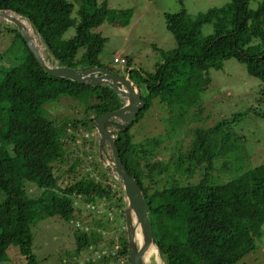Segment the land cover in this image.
<instances>
[{"label": "trees", "instance_id": "1", "mask_svg": "<svg viewBox=\"0 0 264 264\" xmlns=\"http://www.w3.org/2000/svg\"><path fill=\"white\" fill-rule=\"evenodd\" d=\"M0 10L27 17L62 65L120 74L100 64L107 39L96 29L106 21L127 26L132 10L110 9L99 0H0ZM164 19L176 47L164 54L165 61L153 73L134 69L129 57L119 56L123 63L113 58L114 64L126 66L125 74L129 72L146 103L135 122L156 98L192 104L193 91H206L209 71L222 70L227 60L244 65L250 77L264 83V0H230L194 17L182 9ZM204 25H211L210 34L202 35ZM71 27L75 33L65 39ZM0 46V264L10 246L18 248L23 264H36L31 227L52 217L74 221V255L96 253L85 264H131L121 223V189L98 161L92 126L98 116L117 110L120 100L109 88L48 76L12 27L0 26ZM62 98L82 105L80 119L48 117L44 107ZM258 116L264 119V111ZM236 119L197 129L186 153L169 157V163L164 155L158 160V153L145 149L156 141L132 142L129 130L135 122L115 141L122 164L145 197L167 264H236L256 249L258 225L264 221V161L224 184L212 175L216 160L224 159L226 165L228 156L236 162L243 157V141L232 130ZM171 166L187 177L199 171L200 180L179 185L172 179L160 186ZM26 183L41 193L29 197Z\"/></svg>", "mask_w": 264, "mask_h": 264}, {"label": "rangeland", "instance_id": "2", "mask_svg": "<svg viewBox=\"0 0 264 264\" xmlns=\"http://www.w3.org/2000/svg\"><path fill=\"white\" fill-rule=\"evenodd\" d=\"M99 1H105L110 9L132 10V17L127 26L106 21L96 29L107 39L98 57L100 64L120 72L119 75H125L126 66L114 64L115 56L129 57L132 59L134 69L153 73L156 67L165 61L164 54L176 47L174 37L166 29L165 14L177 13L184 9L194 17L210 8L222 7L230 0ZM250 7L255 8L256 3L251 2ZM211 32V25H204L201 28L202 35ZM74 33L75 30L71 27L63 37L71 38ZM4 63L5 65L9 63V59L5 56ZM209 75L211 84L202 93H198L196 88L191 97L193 103L190 105L166 104L161 103L159 98L153 99L143 117L131 126L129 134L133 143L156 141L157 143H152L145 149L151 153H158L156 157L158 160L161 158L159 154L164 155L165 162L169 163V157L173 156L172 160H175L179 154L186 153L197 129H209L225 119L237 118L232 130L243 141V157H240V162H236L230 160L228 156L225 160L226 165L223 163L224 159L216 160L212 171L216 183L224 184L255 166L256 163L264 161V119L258 116L264 111V83L250 77L246 73L245 66L233 59L225 61L222 70L211 69ZM44 109L48 117L67 121L80 119L83 107L81 104L76 102L73 104L70 100L62 98L51 101ZM195 111L196 114H193L192 112ZM105 150L111 156L107 145ZM179 172L182 171L176 170L174 166L169 167L167 173L159 180L160 186L171 183L172 179L177 180L179 185L196 184L200 180L199 171L189 177ZM107 177L111 178L109 175ZM26 192L29 197H37L41 189L26 183ZM113 215L114 212L111 211V218ZM122 222L124 223V218L121 219ZM113 226L116 225L112 221ZM258 226L260 234L255 237V251L247 254L236 264H264V221ZM31 233V252L36 264H85L88 259L92 261L96 259L95 251L86 250L78 256L74 255L76 247L74 221L66 222L57 217L47 218L35 223L31 227ZM22 262L23 257L18 248L10 246L6 252V259L1 264H23Z\"/></svg>", "mask_w": 264, "mask_h": 264}, {"label": "water", "instance_id": "3", "mask_svg": "<svg viewBox=\"0 0 264 264\" xmlns=\"http://www.w3.org/2000/svg\"><path fill=\"white\" fill-rule=\"evenodd\" d=\"M0 26L16 29L42 70L50 77L109 88L120 100V107L98 116L92 121L95 130L97 156L104 172L120 186L123 205L124 231L131 264H162L167 261L156 244L147 202L134 177L122 164L115 141L120 132L131 126L146 103L141 99L138 86L130 80L129 72L116 74L108 69L59 63L45 47L38 31L25 16L11 10H0ZM131 70V69H130ZM110 149V155L105 146Z\"/></svg>", "mask_w": 264, "mask_h": 264}, {"label": "built area", "instance_id": "4", "mask_svg": "<svg viewBox=\"0 0 264 264\" xmlns=\"http://www.w3.org/2000/svg\"><path fill=\"white\" fill-rule=\"evenodd\" d=\"M115 62H120V63H123V60L118 57L115 58Z\"/></svg>", "mask_w": 264, "mask_h": 264}, {"label": "bare ground", "instance_id": "5", "mask_svg": "<svg viewBox=\"0 0 264 264\" xmlns=\"http://www.w3.org/2000/svg\"><path fill=\"white\" fill-rule=\"evenodd\" d=\"M155 260H156V259H155ZM155 260H154V261H155ZM156 261H157V260H156ZM156 261H155V262H156ZM157 263H158V264H162V263H160V261H157ZM155 264H156V263H155Z\"/></svg>", "mask_w": 264, "mask_h": 264}]
</instances>
